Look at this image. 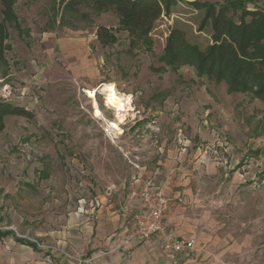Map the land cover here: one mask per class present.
<instances>
[{"label": "rangeland", "instance_id": "374dc122", "mask_svg": "<svg viewBox=\"0 0 264 264\" xmlns=\"http://www.w3.org/2000/svg\"><path fill=\"white\" fill-rule=\"evenodd\" d=\"M192 2L224 3L174 0L146 51L130 47L112 12L14 0L18 28H7L0 99L33 118L8 116L0 134V264H25L33 254L44 259L78 200L127 184L137 162L170 169L167 191L186 200L173 213L183 222L171 229L184 228L195 241L187 264H264V102L228 93L191 65L171 69L159 60L173 28L202 51L211 43L204 11ZM245 8L264 14V0ZM100 26L114 33V45L99 44ZM103 83L131 95L138 110L126 118L135 119L133 128L122 126L118 136L107 132L115 118L103 96H95L99 120L85 94ZM168 155L169 167L157 163Z\"/></svg>", "mask_w": 264, "mask_h": 264}, {"label": "trees", "instance_id": "16d2710c", "mask_svg": "<svg viewBox=\"0 0 264 264\" xmlns=\"http://www.w3.org/2000/svg\"><path fill=\"white\" fill-rule=\"evenodd\" d=\"M248 1L223 0L218 8L206 2H192L194 8L204 11L202 27L210 25L211 43L202 51L191 45L180 29L173 28L165 38L159 60L171 69L191 65L199 77L215 85L224 83L228 93H250L264 102V14L258 8L247 10ZM59 3L70 11L81 7L93 15L114 13L117 29L127 34L130 47L135 49L142 44L149 50L150 33L161 17L170 14L174 0H59ZM0 4V62H3L8 25L17 29L18 21L14 0H0ZM230 10L239 12L236 19L228 15ZM95 36L102 47H110L117 41L114 33L103 26L97 27ZM8 116L33 118L26 109L0 99V134ZM27 245L37 250L35 244Z\"/></svg>", "mask_w": 264, "mask_h": 264}, {"label": "crops", "instance_id": "0c3cea01", "mask_svg": "<svg viewBox=\"0 0 264 264\" xmlns=\"http://www.w3.org/2000/svg\"><path fill=\"white\" fill-rule=\"evenodd\" d=\"M135 112L138 113V110ZM135 112L132 115H135ZM135 123V119L129 120L120 127L125 125L127 129H132ZM163 146L164 144H161L160 147L154 148H158V153H162ZM166 158L164 160L159 158L157 163L169 167L172 160L169 155ZM133 167L134 170L127 184L111 185L87 201L81 199L85 203L81 206L78 203L74 212L66 220L62 231L56 233L55 245L43 252L46 257L40 259L33 254L28 257V262L25 264H171L161 259L156 242L142 243L130 237L132 228L125 210H134L140 206L139 198L132 193L138 192L147 185L161 188L172 200L177 197L182 198V204L186 203V200L183 194L171 195L167 191L170 169L167 171L159 168L152 169L147 164L138 162L134 163ZM184 183H186L185 179ZM107 194L110 195L111 204L107 203ZM182 204L171 203L165 217V224L175 239L192 242V250L189 252L191 254L195 250V241L192 236H188L184 228H176L175 231L171 229L172 225L183 222L173 214L175 208ZM189 253L184 257L182 264L190 261Z\"/></svg>", "mask_w": 264, "mask_h": 264}, {"label": "built area", "instance_id": "2783aa9c", "mask_svg": "<svg viewBox=\"0 0 264 264\" xmlns=\"http://www.w3.org/2000/svg\"><path fill=\"white\" fill-rule=\"evenodd\" d=\"M140 200V206L134 210H125L132 228L131 238L142 243L156 242L161 256L171 264H181L184 257L192 250L191 241L177 240L167 230L165 217L172 202L182 204L183 199L169 198L161 188L147 185L138 192L132 193ZM111 204L110 195H106ZM79 206L84 200L78 201ZM81 210L80 208H78Z\"/></svg>", "mask_w": 264, "mask_h": 264}, {"label": "bare ground", "instance_id": "6f19581e", "mask_svg": "<svg viewBox=\"0 0 264 264\" xmlns=\"http://www.w3.org/2000/svg\"><path fill=\"white\" fill-rule=\"evenodd\" d=\"M99 93L103 96L104 105L107 109L112 110L114 114V121L107 122V132L121 135V125L124 124L127 117H131L135 112L132 106V98L130 95L119 93L112 83H103L96 88L85 90V94L92 105V115L95 119H103L102 112L100 111L95 96Z\"/></svg>", "mask_w": 264, "mask_h": 264}]
</instances>
